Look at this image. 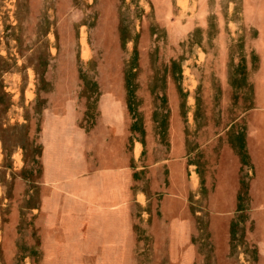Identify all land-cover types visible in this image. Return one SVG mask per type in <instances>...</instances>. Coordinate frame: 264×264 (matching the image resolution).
<instances>
[{"label": "rangeland", "instance_id": "obj_1", "mask_svg": "<svg viewBox=\"0 0 264 264\" xmlns=\"http://www.w3.org/2000/svg\"><path fill=\"white\" fill-rule=\"evenodd\" d=\"M263 58L264 0H0V264L47 263L45 117L91 131L104 92H122L129 116V264H264V183L248 148L257 135L264 154ZM172 127L187 180L166 210ZM219 188L235 195L222 235ZM185 214L191 239L168 232Z\"/></svg>", "mask_w": 264, "mask_h": 264}, {"label": "crops", "instance_id": "obj_2", "mask_svg": "<svg viewBox=\"0 0 264 264\" xmlns=\"http://www.w3.org/2000/svg\"><path fill=\"white\" fill-rule=\"evenodd\" d=\"M263 74L264 63L258 77L260 85ZM113 86L111 89L122 90L118 83ZM99 108L100 117L91 131L79 127L75 116L72 122L63 121L54 113L45 117L42 136L44 192L39 227L42 237L47 238L43 243L46 264H129V239L136 201L132 191L134 178L128 147L127 103L122 92H104ZM253 121H257L256 116ZM172 132V151L165 162L172 176V187L164 203L166 210L172 198L182 195L178 184L187 180L181 157L186 148L180 147L174 128ZM258 140V136L253 135L248 141L258 170L256 185L264 183V154L258 151ZM225 196L219 188L210 200L212 228L219 235L223 234L235 204L234 193L228 194L226 199ZM182 219L181 224L169 225L168 232L188 235L191 239L192 216L185 214Z\"/></svg>", "mask_w": 264, "mask_h": 264}, {"label": "bare ground", "instance_id": "obj_3", "mask_svg": "<svg viewBox=\"0 0 264 264\" xmlns=\"http://www.w3.org/2000/svg\"><path fill=\"white\" fill-rule=\"evenodd\" d=\"M84 44H85V42H84Z\"/></svg>", "mask_w": 264, "mask_h": 264}]
</instances>
